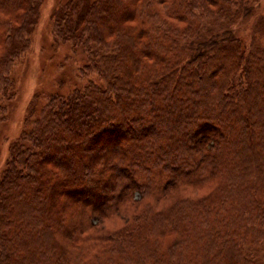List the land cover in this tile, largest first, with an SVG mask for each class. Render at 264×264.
<instances>
[{"label":"trees","instance_id":"obj_1","mask_svg":"<svg viewBox=\"0 0 264 264\" xmlns=\"http://www.w3.org/2000/svg\"><path fill=\"white\" fill-rule=\"evenodd\" d=\"M41 1L0 0V120ZM259 2L59 3L52 43L79 80L33 94L0 160V264H260Z\"/></svg>","mask_w":264,"mask_h":264},{"label":"rangeland","instance_id":"obj_2","mask_svg":"<svg viewBox=\"0 0 264 264\" xmlns=\"http://www.w3.org/2000/svg\"><path fill=\"white\" fill-rule=\"evenodd\" d=\"M62 1H41L39 22L33 36L32 46L13 68L16 97L9 105L6 118L0 120V153L1 151L3 153V156L0 155L1 161L5 158L10 140L19 134L24 114L33 94L40 90L42 92L59 89L68 91L72 87L71 82L78 83L77 72L80 69L81 62L78 61L80 57L74 58L70 55L67 44H62V48H59L52 43L54 33L52 15ZM260 1L259 3H262L263 0ZM259 12L261 11L258 10L257 14L239 29V34L247 45H253V43L263 45V35L257 25ZM63 77L69 81L59 86L60 79ZM256 258L260 264H264V243L257 250Z\"/></svg>","mask_w":264,"mask_h":264}]
</instances>
